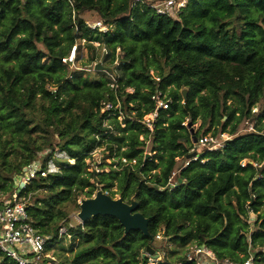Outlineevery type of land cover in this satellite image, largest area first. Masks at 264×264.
Returning a JSON list of instances; mask_svg holds the SVG:
<instances>
[{"label":"trees","instance_id":"16d2710c","mask_svg":"<svg viewBox=\"0 0 264 264\" xmlns=\"http://www.w3.org/2000/svg\"><path fill=\"white\" fill-rule=\"evenodd\" d=\"M88 11L109 30L88 27L80 18ZM83 40L93 50L95 42L103 46L105 67L120 58L115 81L107 78L112 72L94 77L68 63ZM156 91L171 103L159 109L151 132L142 120L155 111ZM118 102L134 117L125 114L120 123L121 110L101 113ZM256 106L262 112L254 133L238 135ZM197 121L232 139L196 153L171 184L177 158L197 145L186 123ZM52 138L68 158L57 161L59 173L33 179L19 194L46 193L27 205L34 227L49 237L44 258L31 264L52 263L56 246V264H148L144 252L159 233L181 247L205 245L221 259L254 253L264 264V0H188L174 18L131 0H0L1 196L15 192L16 176ZM148 139L153 157L145 153ZM105 146L120 159L118 168L91 172L88 159ZM99 190L134 200L149 236L125 235L113 217L69 227L70 210ZM251 213L256 228L248 234ZM61 226L71 236L68 250ZM171 255L174 263L193 264L178 251ZM0 264L19 263L0 252Z\"/></svg>","mask_w":264,"mask_h":264},{"label":"built area","instance_id":"2783aa9c","mask_svg":"<svg viewBox=\"0 0 264 264\" xmlns=\"http://www.w3.org/2000/svg\"><path fill=\"white\" fill-rule=\"evenodd\" d=\"M132 6L135 5H146L153 8L157 14L169 17H176L180 12L186 8L188 0H131ZM88 27L94 30H99L100 32H107L109 26H107L102 20H98L94 23H87ZM85 41V40H84ZM77 46L75 45L72 49L71 58L73 59L75 55ZM115 81V78L112 79ZM115 87L114 84H111ZM129 91H132L131 89ZM162 92L156 91L152 96V100L155 102V111L142 120V123L149 131H153L152 127L154 122L158 117L159 109L167 110L170 105V100L164 97ZM119 103V102H118ZM119 105L114 107L112 104H106L101 113L112 112L116 109L120 110ZM228 139V136H225ZM197 145H200L207 150H217V141L212 137L201 136ZM224 147V146H223ZM222 147V148H223ZM51 152L48 160L43 162L42 160H36L29 166L24 168V174L21 176L23 182V188L19 191L18 189L8 196H3L0 198V252L4 255L15 260L19 264H31L38 261L44 254L46 244L49 241V237L41 234L38 229H36L29 217L27 211V204L19 196L20 192L29 184L33 179L41 176L48 177L51 174H57L60 171V167L57 161L60 159H67L66 153L54 149ZM50 152H45L44 155H49ZM42 154V155H43ZM196 158H194L195 160ZM189 161L183 164V167L189 165ZM242 167H245V162L241 163ZM172 184V183H171ZM24 199V198H23ZM59 238L70 237L66 226H61L58 231ZM156 239H162L159 234ZM191 252L186 254V259L193 264H259L255 260L254 253H250L249 257L243 261H232L229 259L218 258L216 253L209 247L205 245H200L198 243L193 244ZM144 255L148 258V264H161L167 260L165 255L160 253H155L154 255L149 254L147 251ZM169 264H181L169 262Z\"/></svg>","mask_w":264,"mask_h":264},{"label":"rangeland","instance_id":"374dc122","mask_svg":"<svg viewBox=\"0 0 264 264\" xmlns=\"http://www.w3.org/2000/svg\"><path fill=\"white\" fill-rule=\"evenodd\" d=\"M81 17L84 19V21H86V23H94V22H96L98 20H101L99 15L97 13H95L94 11H88V12L82 13L80 18ZM85 43L86 42L84 40H83V42L82 41L80 42V44H81L80 51L77 54V58H76V56L73 57L72 62H71V66L75 70H85V71H86V69H88V71L91 70L90 72H91L92 76L95 77V76H97V73H96V71H94V67H95L96 64L102 63L104 61L103 59H104V53L105 52L103 50V46L98 47L99 46V42H95L94 43V46H95L94 50L90 49V47H88L87 44L85 45ZM69 60L70 59H68V61ZM119 61H120V58L119 59L117 58L116 63L114 65H112V67H110V68L114 69L118 65ZM152 73L155 74V72H152ZM98 75H100V74H98ZM114 76H115L114 72H112V75H107V78H110L112 80ZM164 97H166V96H164ZM117 105H119L117 107L120 108V110H121L120 114H122L121 116H119V122L120 123L123 122V116L125 114L131 115L132 118L134 117L135 113L133 111H129L127 109V105L126 104L125 105L123 104L122 107L120 106V103H118ZM261 107L262 106H256V107L253 108V110H252V116L253 117L251 119L244 120L240 124L238 132H237L238 135H245V134H249V133H254L255 125H257V122H258V116H260V114L262 112ZM154 124H155V122H154ZM201 125H202L201 121H197V123L194 126H191V127H189L188 124L186 123V126L189 127V132L194 130V132L199 135V138L201 136H208V137H212L214 140H216L217 141V145H216L217 150L218 149H222V147L224 146L225 141H228L231 138L227 133L221 134L220 131H215L214 127H211L209 129V125L208 124L205 125L204 127H202ZM152 129L154 130V125H153ZM225 136H228V139H226ZM141 139H143V137H141ZM55 142H56V140L54 138H52L51 139V143L52 144L49 143L46 146V148H50V149H46L45 152L48 153V152H50V151H52L54 149H57L54 146ZM146 143H147V148L145 150L146 156L147 157H153L155 153H153L151 151L152 143H151L150 139H148V141ZM192 144H195V143L192 142ZM206 150H207L206 148H204V147H202L200 145H196L195 148L193 150H191L190 155L193 154V153H198L199 154V153H202V152H204ZM44 157H45V155L41 154L39 156V160H42ZM192 159L194 160V158H192ZM192 159H188V158H186V159H184V158L183 159L182 158L178 159L177 158L178 164H177V167H176V169L174 170V172L172 174V179H171V183L172 184H174L176 182V180H177V178L179 176L180 170L182 168H186V167H183V164H185L187 161L190 162ZM119 160L120 159L116 156V154L112 155L111 152H110L109 147L105 146V147H102V148H97L96 150H94L92 152L90 159H88V165L90 167V171L91 172H96L97 173V172L101 171L102 169H103V171L107 172L111 168H113V169L118 168ZM21 176H22V174H20L19 176H16V179H15L16 190H17L18 187H20L21 183H23L22 180H21ZM114 190H116V189L114 188ZM94 195L95 194H93L92 197ZM5 196H7V198H8V196L10 197V195H5ZM45 196H46V193L42 192V190H40V191H37V192H34V193L30 194L27 197H22L19 201L22 200L25 204H27L29 206V205L34 204V202H36L38 199H42ZM2 197L3 196L0 195V198H2ZM114 198L115 199H119L120 196L116 195V196H114ZM80 201L81 200H79L78 204L80 203ZM79 212H80V209L79 210H76V209H71L70 210V214H69V217H68L69 227L77 228L79 225H82V222L78 218ZM260 212H264V206L261 207V211ZM255 218H256V215L251 213L249 221H248V224H249V228L247 230L248 234H251V232H253L255 230V228H256L255 227ZM160 235H161L162 239L153 240L151 242L152 246H154L156 249H158V252L161 255H165L166 258H169L172 262H175L174 261L175 257H173L171 255L172 251L180 252V256L183 257L186 254H189L191 252V248L190 247H192L193 244H195V243H190L186 247H181V245L179 243L171 242V241H169L168 238L163 237L162 233ZM70 238H71V236L62 239V240H64L62 244H63L64 248H66L67 250L72 244V241H71ZM78 243H79V241H76L75 246H77ZM60 250H61V247L60 246H56L53 250H51L49 252V255H50L49 258H50V260H52V263H49V264H56L57 263L58 254L60 253ZM63 255H69V253L66 251L65 253H63ZM42 258H44V256Z\"/></svg>","mask_w":264,"mask_h":264},{"label":"water","instance_id":"95a60500","mask_svg":"<svg viewBox=\"0 0 264 264\" xmlns=\"http://www.w3.org/2000/svg\"><path fill=\"white\" fill-rule=\"evenodd\" d=\"M71 62L72 60L68 61L69 64H71ZM94 71H107L111 73L112 68L105 67L101 63H98L95 65ZM183 95L184 98H186V92H184ZM188 126L191 127V124ZM191 134L194 137V143L197 144L194 130L191 131ZM195 157L196 153H193L187 158L192 159ZM23 185L24 184L21 183L19 191L23 188ZM79 206L80 212L78 214V218L82 224L97 216L113 217L116 218L123 226L125 235L132 231H140L144 236H149V220L137 211L138 205L134 200H132L131 203H127L122 198H112L107 193L99 190L93 197L82 199ZM146 251L151 255L155 254L152 243L146 248Z\"/></svg>","mask_w":264,"mask_h":264}]
</instances>
